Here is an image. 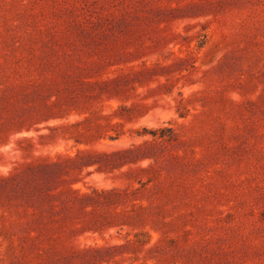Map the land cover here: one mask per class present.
<instances>
[{
  "label": "rangeland",
  "instance_id": "1",
  "mask_svg": "<svg viewBox=\"0 0 264 264\" xmlns=\"http://www.w3.org/2000/svg\"><path fill=\"white\" fill-rule=\"evenodd\" d=\"M0 264H264V0H0Z\"/></svg>",
  "mask_w": 264,
  "mask_h": 264
}]
</instances>
